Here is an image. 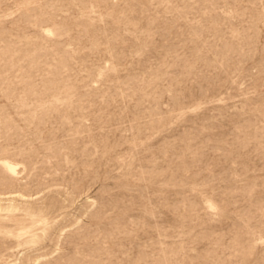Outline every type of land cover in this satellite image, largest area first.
<instances>
[{
  "label": "rangeland",
  "instance_id": "rangeland-1",
  "mask_svg": "<svg viewBox=\"0 0 264 264\" xmlns=\"http://www.w3.org/2000/svg\"><path fill=\"white\" fill-rule=\"evenodd\" d=\"M0 264H264V0H0Z\"/></svg>",
  "mask_w": 264,
  "mask_h": 264
},
{
  "label": "bare ground",
  "instance_id": "bare-ground-1",
  "mask_svg": "<svg viewBox=\"0 0 264 264\" xmlns=\"http://www.w3.org/2000/svg\"><path fill=\"white\" fill-rule=\"evenodd\" d=\"M0 165L4 167L9 173L14 174L15 173V166L11 165L7 161H1Z\"/></svg>",
  "mask_w": 264,
  "mask_h": 264
}]
</instances>
